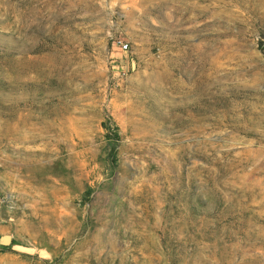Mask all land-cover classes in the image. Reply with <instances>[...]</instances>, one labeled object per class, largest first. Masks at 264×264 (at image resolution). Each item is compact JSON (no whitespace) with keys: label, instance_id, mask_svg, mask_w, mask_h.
Instances as JSON below:
<instances>
[{"label":"rangeland","instance_id":"1","mask_svg":"<svg viewBox=\"0 0 264 264\" xmlns=\"http://www.w3.org/2000/svg\"><path fill=\"white\" fill-rule=\"evenodd\" d=\"M0 264H264V0H0Z\"/></svg>","mask_w":264,"mask_h":264},{"label":"trees","instance_id":"2","mask_svg":"<svg viewBox=\"0 0 264 264\" xmlns=\"http://www.w3.org/2000/svg\"><path fill=\"white\" fill-rule=\"evenodd\" d=\"M105 125H106L105 127H106L108 130H110V132H113L114 138L117 140V139L119 138V134H118L116 128H112L111 120L108 121V123L105 124Z\"/></svg>","mask_w":264,"mask_h":264},{"label":"built area","instance_id":"3","mask_svg":"<svg viewBox=\"0 0 264 264\" xmlns=\"http://www.w3.org/2000/svg\"><path fill=\"white\" fill-rule=\"evenodd\" d=\"M118 44L120 45L122 52L126 54L129 50V45L127 43H123L122 41H119Z\"/></svg>","mask_w":264,"mask_h":264},{"label":"water","instance_id":"4","mask_svg":"<svg viewBox=\"0 0 264 264\" xmlns=\"http://www.w3.org/2000/svg\"><path fill=\"white\" fill-rule=\"evenodd\" d=\"M3 241H4V242H3V245H4V246H9V245H11V243H12V238H11V237H6V238H4Z\"/></svg>","mask_w":264,"mask_h":264}]
</instances>
